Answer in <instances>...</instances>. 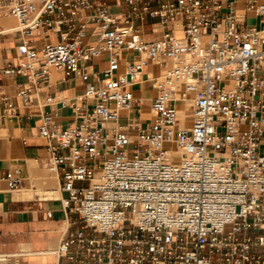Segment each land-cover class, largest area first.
Listing matches in <instances>:
<instances>
[{
	"label": "built area",
	"instance_id": "1",
	"mask_svg": "<svg viewBox=\"0 0 264 264\" xmlns=\"http://www.w3.org/2000/svg\"><path fill=\"white\" fill-rule=\"evenodd\" d=\"M126 1L113 13L100 0H0V17L17 20L0 34L24 35L0 80L25 76L26 103L51 67L86 85L68 127L41 114L46 166L80 223L49 264H264V0ZM148 18L161 37L140 35ZM90 21L100 44L85 42ZM103 51L96 84L81 62ZM146 72L149 116L134 92ZM19 171L0 178L16 188ZM13 255L0 251V264H38Z\"/></svg>",
	"mask_w": 264,
	"mask_h": 264
},
{
	"label": "crops",
	"instance_id": "2",
	"mask_svg": "<svg viewBox=\"0 0 264 264\" xmlns=\"http://www.w3.org/2000/svg\"><path fill=\"white\" fill-rule=\"evenodd\" d=\"M105 1L111 12H125L129 5L126 0ZM152 5H159L153 0ZM92 10H85L90 14ZM157 19L148 18L138 22L140 35L144 37H161L163 33L154 32L152 24ZM17 24L14 17L1 16L0 28ZM95 22L90 21L85 42L100 44L98 37L93 34ZM157 26V24L155 25ZM31 45L37 49L45 40L42 33L35 34ZM24 42L21 31L0 34V64L12 59L17 52V46ZM129 55V54H124ZM110 53L103 51L89 60L81 62L90 72L89 81L101 84L103 71L109 66ZM51 82L49 86L42 85L33 95L31 102L26 103L17 95V82L25 81L26 77L3 75L0 80V174L19 169L17 177L22 181L16 188H11L7 179L0 178V251L14 254L12 259L24 263L49 264L56 260L54 254L63 234L80 225L78 215L66 210L63 198L66 192L59 189V198H48L46 193L51 187H41V177L46 174L44 165L49 156L47 140L40 136L39 125L41 114L50 113L53 120L62 127H68L75 120V112L70 101L84 94L86 85L78 78L66 79L63 73L55 67L50 68ZM144 81L134 86L137 98H145L144 112H148L150 98L154 95L152 82L144 74ZM48 98H53L48 101ZM12 103L13 111L6 113V106ZM136 115V110L130 112ZM125 114L121 123L124 124ZM149 123L144 121V125ZM39 174V175H38ZM59 182V177H56ZM32 188V198L16 197V191ZM42 191V194L37 192ZM52 189H54L52 187ZM49 212L52 216H49ZM50 249V250H49ZM52 249V250H51ZM48 250V251H47Z\"/></svg>",
	"mask_w": 264,
	"mask_h": 264
},
{
	"label": "rangeland",
	"instance_id": "3",
	"mask_svg": "<svg viewBox=\"0 0 264 264\" xmlns=\"http://www.w3.org/2000/svg\"><path fill=\"white\" fill-rule=\"evenodd\" d=\"M255 20H253V19H250L249 20V22L250 23H252V22H254ZM129 57L130 58H132L133 57V55L132 54H130L129 55ZM153 69H157L158 70V68H157V66H154V67H152ZM161 71H160V69L158 70V72L157 73H160ZM145 113V116H148V112H144ZM44 170H45V172H46V174H44L42 177H41V180H42V182H43V184H41V187H51V189L50 190H52V191H55L53 194H50L49 193V191L46 193V196L47 197H52L53 199L55 198V197H60V193L58 192V184H51V181L53 180V173H51L50 172V170L48 169V167L46 166V165H44ZM44 178V179H43ZM85 184H87V183H85ZM52 187L54 188V189H52ZM37 192L39 193V194H42V191L41 190H39V189H37Z\"/></svg>",
	"mask_w": 264,
	"mask_h": 264
},
{
	"label": "bare ground",
	"instance_id": "4",
	"mask_svg": "<svg viewBox=\"0 0 264 264\" xmlns=\"http://www.w3.org/2000/svg\"><path fill=\"white\" fill-rule=\"evenodd\" d=\"M177 34L180 35L181 32L177 31ZM155 72H158L157 69H153ZM161 73V72H160ZM39 175V174H38ZM53 180L51 181V184H58L59 182H57V175L55 173H53ZM44 179V178H43ZM55 191L50 190L49 193L53 194ZM34 196V191L32 190V188H23L19 191H16V197H23V198H32ZM48 198H52V197H48ZM55 198H59V197H55ZM54 198V199H55ZM50 250V249H49ZM52 250V249H51ZM48 251V250H47Z\"/></svg>",
	"mask_w": 264,
	"mask_h": 264
}]
</instances>
